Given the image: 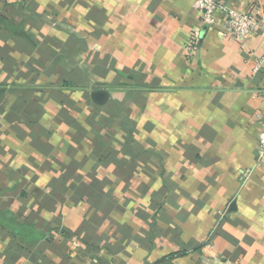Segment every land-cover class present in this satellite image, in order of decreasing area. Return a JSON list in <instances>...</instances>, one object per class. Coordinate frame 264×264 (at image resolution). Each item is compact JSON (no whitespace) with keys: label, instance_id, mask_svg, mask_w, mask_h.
<instances>
[{"label":"crops","instance_id":"0c3cea01","mask_svg":"<svg viewBox=\"0 0 264 264\" xmlns=\"http://www.w3.org/2000/svg\"><path fill=\"white\" fill-rule=\"evenodd\" d=\"M194 2L0 0V264H264L263 38Z\"/></svg>","mask_w":264,"mask_h":264},{"label":"built area","instance_id":"2783aa9c","mask_svg":"<svg viewBox=\"0 0 264 264\" xmlns=\"http://www.w3.org/2000/svg\"><path fill=\"white\" fill-rule=\"evenodd\" d=\"M194 7L202 15V26L215 29L219 24V18L223 20V38L231 39L238 43H243L246 39L260 34L262 35L263 55L257 61L254 67V73L264 70V17L254 11L248 13L228 8L220 0H195ZM202 33L195 29L188 37L186 45V56L190 60L200 47ZM260 130L258 133V155L260 161H264V116H256ZM248 176V174H247Z\"/></svg>","mask_w":264,"mask_h":264},{"label":"water","instance_id":"95a60500","mask_svg":"<svg viewBox=\"0 0 264 264\" xmlns=\"http://www.w3.org/2000/svg\"><path fill=\"white\" fill-rule=\"evenodd\" d=\"M91 98L94 103L98 105H103L108 101L109 93L107 91L97 90L91 94Z\"/></svg>","mask_w":264,"mask_h":264}]
</instances>
